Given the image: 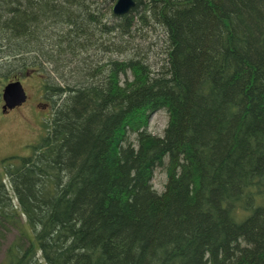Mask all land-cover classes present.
I'll use <instances>...</instances> for the list:
<instances>
[{"label": "trees", "instance_id": "1", "mask_svg": "<svg viewBox=\"0 0 264 264\" xmlns=\"http://www.w3.org/2000/svg\"><path fill=\"white\" fill-rule=\"evenodd\" d=\"M134 2L101 24L87 0H0V84L38 72L54 103L41 145L1 161V264H264V0ZM145 26L157 68L131 46ZM101 28L114 58L69 60Z\"/></svg>", "mask_w": 264, "mask_h": 264}, {"label": "rangeland", "instance_id": "2", "mask_svg": "<svg viewBox=\"0 0 264 264\" xmlns=\"http://www.w3.org/2000/svg\"><path fill=\"white\" fill-rule=\"evenodd\" d=\"M110 0H87V5H91L92 2L98 4V10L93 8H88L89 10L95 12L99 16V22L104 24L103 21L109 20L111 18L109 16L111 12V7L114 2H109ZM110 6V7H109ZM114 21V19H113ZM102 27V25H101ZM144 29L135 33V37L131 42V46L139 47V53L149 54V62L148 64L151 68L159 67L158 64L161 61V58L164 56L162 53L163 49L161 47V37L158 39V35L155 34L152 28L148 27V29ZM55 31H52V34ZM107 39L106 32L101 28L99 32L91 30V34L85 39L94 40V45L92 48H88L85 53L79 54L76 58H69L73 63L81 58H86L87 56L93 55L95 61L103 62L108 59H113L114 57L109 56L106 57L102 51L97 48V41H100L101 47H105L107 45L104 42ZM84 41V42H85ZM119 43V42H118ZM117 43V45H119ZM114 45V46H117ZM130 53H125L120 55H116L118 61H121L129 56ZM138 60L141 58L139 56L136 57ZM43 70L49 74L51 78H57V72L59 71V67L57 65L51 67V69L44 64ZM67 71V69H65ZM16 73L12 69V73L10 74L12 78H6L0 84V93L2 87L8 82L13 80V76ZM18 75V74H16ZM45 76V75H44ZM43 75H40L38 72H24L20 75L19 80L23 87L25 88L27 94V101L25 105L21 108L14 109L11 114L3 115L0 112V170H1V161L6 157H22L28 156L32 153L33 149L39 145L43 138L46 136V131L50 126L52 113L54 109V103L52 100L45 99L42 89V78ZM59 76V75H58ZM44 103H48V107H44ZM2 101L0 100V106ZM167 125V114L164 110L157 111L150 115L148 121V131L152 134L162 136L163 131ZM130 141L133 142L134 135H130ZM166 182V174L163 168H157L153 173L152 184L154 189L161 193L164 188V184ZM16 231L12 230L11 232L5 233L4 239L0 243V264L3 259V252L7 249L9 243H11L16 236ZM4 250V251H3Z\"/></svg>", "mask_w": 264, "mask_h": 264}, {"label": "water", "instance_id": "3", "mask_svg": "<svg viewBox=\"0 0 264 264\" xmlns=\"http://www.w3.org/2000/svg\"><path fill=\"white\" fill-rule=\"evenodd\" d=\"M133 6L131 0H115L112 14L123 16ZM1 98L4 102L3 109H13L21 106L27 99L24 88L19 80L11 81L2 90Z\"/></svg>", "mask_w": 264, "mask_h": 264}, {"label": "flooded vegetation", "instance_id": "4", "mask_svg": "<svg viewBox=\"0 0 264 264\" xmlns=\"http://www.w3.org/2000/svg\"><path fill=\"white\" fill-rule=\"evenodd\" d=\"M26 92V91H25ZM0 100H2L1 99V97H0ZM26 103V102H25ZM25 103L23 104V105H25ZM23 105H21L20 107H16V108H21ZM3 107V102H2V104H1V106H0V112H1V114H3V115H9V114H11V112L14 110V109H16V108H14V109H12V110H8V109H3L2 108ZM44 107H48V103H44Z\"/></svg>", "mask_w": 264, "mask_h": 264}, {"label": "bare ground", "instance_id": "5", "mask_svg": "<svg viewBox=\"0 0 264 264\" xmlns=\"http://www.w3.org/2000/svg\"><path fill=\"white\" fill-rule=\"evenodd\" d=\"M132 1V3H133V6L131 7V9L135 6V2H134V0H131ZM21 5V4H20ZM130 9V10H131ZM115 16H117V17H120V15H115Z\"/></svg>", "mask_w": 264, "mask_h": 264}]
</instances>
